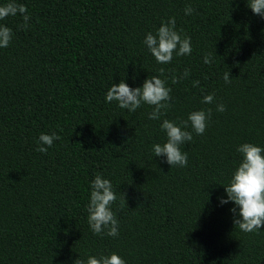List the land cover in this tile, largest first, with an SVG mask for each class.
<instances>
[{"label": "trees", "instance_id": "obj_1", "mask_svg": "<svg viewBox=\"0 0 264 264\" xmlns=\"http://www.w3.org/2000/svg\"><path fill=\"white\" fill-rule=\"evenodd\" d=\"M17 3L28 26L19 14L0 20L13 32L0 47V264H72L109 252L126 264H264V227L240 231L233 202L219 203L241 159L237 146L264 148V18L247 0ZM169 18L192 52L158 64L143 41ZM160 68L172 107L159 120L148 118L150 105L130 112L105 101L112 83L139 87ZM205 93L213 103H202ZM208 109L202 135L186 129L187 166L154 156L152 145L166 142L163 119L179 124ZM53 132L60 139L37 151L39 135ZM98 173L117 196L116 237L94 234L87 221Z\"/></svg>", "mask_w": 264, "mask_h": 264}, {"label": "clouds", "instance_id": "obj_2", "mask_svg": "<svg viewBox=\"0 0 264 264\" xmlns=\"http://www.w3.org/2000/svg\"><path fill=\"white\" fill-rule=\"evenodd\" d=\"M247 6L251 8L253 14L264 18V0H247ZM185 15H191L194 9L187 5L184 9ZM19 14L23 20L22 27H27L30 16L26 6L17 3V0H7L0 5V20L9 16ZM175 19L169 18L162 21L156 29L155 35L146 33L143 43L148 51L155 58L158 64H168L173 59V54L177 56L190 55L192 52L191 38L181 36L175 29ZM12 30L0 24V47H7L12 40ZM206 64L212 63L211 54L204 56ZM159 75H152L144 79L142 86L129 87L124 80L119 83H112L105 94L106 102H117L121 109L130 112L136 111L141 104L152 106V111L148 113L151 120H159L167 109L172 107L170 101L171 88L166 86V78L162 79L165 70L158 69ZM190 75L189 69H185L182 76L173 75L171 81L178 83L181 78ZM225 83H230L229 71L223 74ZM193 87H199V81H192ZM201 88V92L203 93ZM211 93L203 95L202 103L211 104L214 101ZM218 112L225 111L223 103L216 105ZM211 117V109L191 111L186 120L178 123L168 119H163L160 127L166 133V142L154 143L152 151L156 157H164L165 163L171 166H187V153L182 152L180 146L193 139L192 132L187 131L189 124L197 135H202L207 127V122ZM60 137L56 133H41L38 137L37 151L46 153L48 147L53 145L54 140ZM236 151L241 155L237 166L234 168L228 182L223 185L227 198H219L220 204L233 202L234 207L230 211L234 214L233 224L245 233L256 232L264 227V148L254 143L244 142L237 146ZM125 198V197H124ZM117 200L110 180L102 178L98 173L91 181V191L89 201L86 206L88 213L87 221L94 234L116 237L119 235V224L111 205ZM126 204V201H125ZM72 264H126L115 252L101 254L99 256L86 255V258H76Z\"/></svg>", "mask_w": 264, "mask_h": 264}]
</instances>
